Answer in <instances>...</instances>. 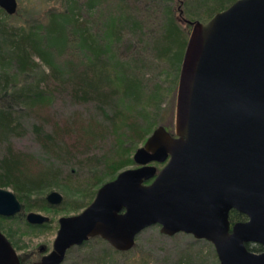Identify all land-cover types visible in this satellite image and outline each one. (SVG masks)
Returning a JSON list of instances; mask_svg holds the SVG:
<instances>
[{"label":"trees","instance_id":"16d2710c","mask_svg":"<svg viewBox=\"0 0 264 264\" xmlns=\"http://www.w3.org/2000/svg\"><path fill=\"white\" fill-rule=\"evenodd\" d=\"M101 1L60 0L43 22L15 23L17 14L0 7V187L11 188L26 210L49 206L39 196L44 190L65 192L96 179L101 184L135 164L131 153L159 124L162 104L179 83L191 19L201 11L210 19L237 0H189L187 27L179 23L175 0H118L120 12L109 18L98 12ZM84 11L99 19L84 18ZM148 53L166 65L163 72L171 80L144 82L140 65ZM118 132L128 156H115L111 138ZM28 135L42 155L16 146ZM102 167L107 177L99 173ZM247 219L230 212L232 225ZM94 239L105 248L73 264H197L205 256L189 245L174 258L145 259L137 243L120 252ZM247 246L263 250L260 244ZM120 255L123 262L115 258Z\"/></svg>","mask_w":264,"mask_h":264},{"label":"water","instance_id":"95a60500","mask_svg":"<svg viewBox=\"0 0 264 264\" xmlns=\"http://www.w3.org/2000/svg\"><path fill=\"white\" fill-rule=\"evenodd\" d=\"M0 7L14 15L18 0H0ZM190 24L175 133L158 126L136 150L137 167L104 183L81 213L61 217L40 264H63L69 249L95 237L130 251L153 225L168 236L211 242L220 264H264V0H237ZM46 200L59 206L64 196L52 191ZM23 210L13 191L0 188V216ZM232 210L248 219L232 225ZM26 218L31 225L50 221L37 212ZM0 264H23L1 230Z\"/></svg>","mask_w":264,"mask_h":264},{"label":"rangeland","instance_id":"374dc122","mask_svg":"<svg viewBox=\"0 0 264 264\" xmlns=\"http://www.w3.org/2000/svg\"><path fill=\"white\" fill-rule=\"evenodd\" d=\"M86 1L87 0H81L82 3H85ZM117 1L118 0H102L101 4L98 5L99 14H103L104 17L109 18L111 14H116L120 12V4ZM188 1L189 0L174 1L177 18L179 20V23L183 27H187L189 24L188 22L190 21L188 20L190 18L186 13V3ZM60 3V0H18V11L16 12L17 16L13 17V22L21 23L23 21L32 22L35 20L43 22L47 18V12L52 8L58 7ZM190 4H193V0L190 1ZM83 14L84 18H89L93 21H97L99 19L96 13L89 15L86 11H84ZM207 18L208 14H203V11H201L199 12L198 17H195L191 20H199L202 22H206L207 20H209ZM189 26V32H191L192 25ZM97 29H99V27ZM127 30L129 31V28H127ZM77 54L81 57L84 56L82 52ZM144 64L145 65H140V76H142L144 82L147 83L149 86H153L157 82H162L163 79L171 80L163 72V69L166 67V65L157 60L151 53L146 54ZM169 80H167L168 83ZM177 90L178 85L174 94L162 104L163 112L161 117L159 118V124L156 125V128L160 125H163L166 127L167 130L175 133ZM127 108H133V106L128 105ZM127 108L125 110L126 113L130 114L131 112L129 113ZM143 128L146 129L147 127L144 126ZM121 138L122 137L119 132L117 133V136L115 138H111V140L113 139V145H115V156L123 154L128 156V153L125 150H122L125 153L121 151ZM15 143L16 146L20 149H28L30 151H33L37 155H42L39 144L33 140L31 135H28L27 137L22 139H18L15 141ZM144 144L145 142L139 144L137 148L143 146ZM135 152L136 150L131 153L133 158ZM157 166L159 169L163 167L162 164H157ZM134 167H137L136 163L132 164V166H127L123 170ZM104 169L105 167H102L99 173L104 172ZM123 170H121L120 172H122ZM109 171L108 173H110ZM101 175L102 177H107L106 171L104 172V174ZM96 181L97 179L93 182L84 181L83 185H81L78 189L69 190L70 188L66 187L65 192L58 189L57 187H54L49 190H44L41 194H39L40 197L46 198L47 195L52 191H58L62 193L64 196V201L59 206H52L48 202L47 203L49 204V206L46 208L26 210V208L23 206L24 210L18 216L11 218L0 217V230L9 238L13 246L16 248L17 252L24 258L25 264H40L43 255L53 249V242L56 238L57 231L59 229V219L64 216L77 215L81 213L86 207H88L93 202L99 188L104 183L110 181V179H106L101 184ZM6 189L13 191L11 188ZM94 191H96V193ZM32 199H37V196H32ZM30 212H37L44 216H48L50 218V221L45 223L44 225H31L27 222L26 219L27 214H29ZM160 228L161 227L159 225H153L142 231L137 236L136 243L138 245V249L141 251L145 259H163L166 257L174 258V256L177 257L182 251L186 250V247H188L189 245H195L196 247L201 248L205 252V256H200L199 262L197 264H220L218 255L217 259L214 256L213 249H215V247L211 242L204 239H196L192 234H187L183 232L177 233L173 236H168L161 233ZM107 244L111 248H113L108 242ZM101 245L102 242H98L97 240L92 238L86 244L72 247L68 250L66 259L63 264H73L74 261H78L84 253H90L92 249L102 250V248H105L104 245ZM115 258L116 260L118 258L122 262L126 259V257H123L122 255L115 256Z\"/></svg>","mask_w":264,"mask_h":264},{"label":"flooded vegetation","instance_id":"af4514ba","mask_svg":"<svg viewBox=\"0 0 264 264\" xmlns=\"http://www.w3.org/2000/svg\"><path fill=\"white\" fill-rule=\"evenodd\" d=\"M172 134H174L173 132H171ZM19 215V214H18ZM18 215H15V216H18ZM15 216H12V217H15ZM0 217H3V218H8V217H6V216H0ZM11 218V217H10ZM27 219V218H26ZM28 222V221H27ZM44 225V224H43ZM48 253V252H47ZM47 253H45V254H47ZM44 254V255H45ZM43 255V256H44ZM21 258H22V262H23V264H25V260H24V258L21 256Z\"/></svg>","mask_w":264,"mask_h":264}]
</instances>
